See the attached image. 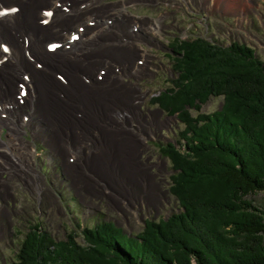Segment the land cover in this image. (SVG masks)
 I'll return each mask as SVG.
<instances>
[{
    "label": "rangeland",
    "instance_id": "1",
    "mask_svg": "<svg viewBox=\"0 0 264 264\" xmlns=\"http://www.w3.org/2000/svg\"><path fill=\"white\" fill-rule=\"evenodd\" d=\"M153 1L157 3L151 4ZM92 2V9L85 12L83 19L102 15L109 28L91 50L77 53L75 61L95 67L93 75L90 72L92 81L88 86L104 90L105 104L101 109L105 123L101 127L107 133L100 128L92 131L85 123H74L69 132L65 131L75 136L82 147V154L72 164L73 172L68 163L50 151L39 129L34 136L28 128L0 127V180H5L12 190L11 195L0 194V210L6 207L9 211V221L0 215V264L16 261L19 246L33 225L38 224L56 240L64 239L69 233L78 235L97 221L114 223L124 232L135 235L142 230L144 221L158 222L178 211L177 201L169 192L170 163L161 149L178 140L182 125L175 116L161 111L151 101L170 88L174 80L167 54L176 40L203 38L222 46L235 41L251 48L264 64V0ZM245 8L247 13L243 16L241 11ZM156 22L160 26L156 27ZM87 27L93 26L88 24ZM117 36L119 43L113 41ZM112 48L120 51L110 56L107 51ZM96 52L107 59L95 57ZM142 61L145 65L141 67ZM104 69L109 70V75L98 83V75ZM117 87L123 90L126 112L130 108L129 100L142 95L140 109L143 114L156 110L161 120L170 121L168 126L145 140L147 149L141 153L138 149L140 132L134 130V126L138 128L135 123L118 120L109 114L111 97L106 96L118 93ZM221 103L220 98H211L201 111L211 113ZM108 139L109 146L104 147L107 152L105 166L89 169L86 163L92 156L84 157L99 147L100 140ZM29 149L33 151L31 161L36 175L17 163V169L14 168L10 159V155L23 159ZM117 159L130 166L129 171L124 173L119 169ZM159 159L166 164H160ZM247 199L264 212V193L250 195Z\"/></svg>",
    "mask_w": 264,
    "mask_h": 264
},
{
    "label": "trees",
    "instance_id": "2",
    "mask_svg": "<svg viewBox=\"0 0 264 264\" xmlns=\"http://www.w3.org/2000/svg\"><path fill=\"white\" fill-rule=\"evenodd\" d=\"M169 49L174 80L151 101L182 125L161 149L178 211L135 235L97 221L56 240L33 225L9 264H264V212L247 199L264 193V64L235 41Z\"/></svg>",
    "mask_w": 264,
    "mask_h": 264
},
{
    "label": "bare ground",
    "instance_id": "3",
    "mask_svg": "<svg viewBox=\"0 0 264 264\" xmlns=\"http://www.w3.org/2000/svg\"><path fill=\"white\" fill-rule=\"evenodd\" d=\"M209 2L212 3V0ZM156 3L153 1L151 4ZM92 6V0H0V127L28 128L34 136L39 129L50 151L60 156L65 164L68 163V168L73 172L72 164L82 154V147L75 136L65 134V131L69 132L74 123H85L92 131L100 128V131L107 133L101 127L105 123L101 109L105 104L104 90L88 86L92 81L90 72L93 75L95 67L75 61L77 53L91 50L99 36L109 28L102 15L83 19ZM246 13L247 8L241 11L243 16ZM88 24L93 27L88 28ZM155 25L158 27L160 23L156 22ZM135 28V32H138L139 28ZM74 34L78 35L77 40L72 38ZM113 41L119 43L118 36ZM51 44L57 47L50 51ZM119 51V48H112L107 54L115 56ZM95 57L107 59L101 58L99 52ZM144 65L142 61L139 66ZM108 75L109 70H102L98 83ZM116 90L118 93H108L106 96L111 97L109 114L112 113L118 120L135 123L138 128L134 126V130L140 132L141 145L138 149L141 153L144 148L147 149L145 140L168 126L170 121L161 120L156 110L143 114L140 109L142 95L129 100L130 108L126 112L123 90L119 87ZM107 145L109 139L100 140L97 151H89L84 157L89 159L92 156L86 163L89 169H103L107 154L104 147ZM33 157L30 149L23 159L10 155L14 168L17 169V163L28 173L36 175L32 167ZM115 162L124 173L129 171L130 166L120 159ZM159 163L166 164L160 159ZM8 193H12L9 185L5 180H0V194ZM0 215L9 221L6 207H1Z\"/></svg>",
    "mask_w": 264,
    "mask_h": 264
},
{
    "label": "water",
    "instance_id": "4",
    "mask_svg": "<svg viewBox=\"0 0 264 264\" xmlns=\"http://www.w3.org/2000/svg\"><path fill=\"white\" fill-rule=\"evenodd\" d=\"M144 224H145V221H144Z\"/></svg>",
    "mask_w": 264,
    "mask_h": 264
}]
</instances>
